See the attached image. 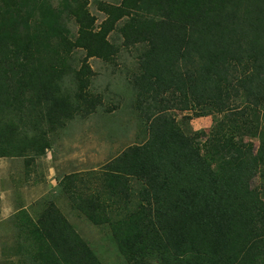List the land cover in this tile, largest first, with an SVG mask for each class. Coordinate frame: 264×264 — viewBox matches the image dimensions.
I'll list each match as a JSON object with an SVG mask.
<instances>
[{
    "label": "trees",
    "instance_id": "16d2710c",
    "mask_svg": "<svg viewBox=\"0 0 264 264\" xmlns=\"http://www.w3.org/2000/svg\"><path fill=\"white\" fill-rule=\"evenodd\" d=\"M86 5L0 0V157L34 163L47 130L95 109L83 89L94 72L70 53L112 60L107 34L124 20V43L148 44L131 76L146 136L96 187L62 175L71 209L106 225L127 264H264V0H121L102 4L98 30ZM71 73L78 102L60 83ZM191 115L213 123L193 130ZM38 206L15 213L16 263L104 264L54 200Z\"/></svg>",
    "mask_w": 264,
    "mask_h": 264
},
{
    "label": "rangeland",
    "instance_id": "374dc122",
    "mask_svg": "<svg viewBox=\"0 0 264 264\" xmlns=\"http://www.w3.org/2000/svg\"><path fill=\"white\" fill-rule=\"evenodd\" d=\"M121 0H87L86 7L95 18L96 30L106 18L101 10L102 4H119ZM116 27L107 34L108 40L115 45L116 53L112 60L93 56L85 58L82 48L71 51V66L79 69L85 60L93 70L85 85V96L97 97L95 109L83 114L84 106L66 121L63 127L43 129L50 141L46 154L37 157L34 163H24L22 157H0V264H26L17 262L14 245L18 242L14 216L17 210L25 208L33 214L42 202L54 200L68 219L75 225L77 232L89 242L104 264H127L110 236L106 225H94L83 214L71 209V203L62 191L59 181L64 174L75 173L86 185L96 187L102 165L130 144L141 142L145 136L139 110L135 106V91L131 76L137 71L138 59L148 46L146 41L126 45ZM71 34H77V24L73 19L67 21ZM62 90L74 102H78V85L72 73L60 80ZM76 96V99H75ZM91 98V99H94ZM191 114L190 111H184ZM183 114V113H182ZM180 118V114L177 115ZM213 123L211 115L193 116L189 125L193 130H208ZM246 139H248L246 137ZM257 145L256 138H250ZM32 170L33 176H26ZM89 174H95L94 182ZM257 179L254 180V184ZM79 189H87L79 184ZM90 188V187H88ZM40 209V207L38 208ZM34 215V214H33ZM20 256V255H19ZM15 261V262H14ZM27 264H31L27 262Z\"/></svg>",
    "mask_w": 264,
    "mask_h": 264
},
{
    "label": "crops",
    "instance_id": "0c3cea01",
    "mask_svg": "<svg viewBox=\"0 0 264 264\" xmlns=\"http://www.w3.org/2000/svg\"><path fill=\"white\" fill-rule=\"evenodd\" d=\"M26 173H27L26 176H28V175H29V176H33V172H32V170H31L29 173H28V171H26ZM22 208H23V207H22ZM20 209H21V208H20ZM17 211H18V210H17ZM17 211H16V212H17ZM16 212H15V213H16Z\"/></svg>",
    "mask_w": 264,
    "mask_h": 264
},
{
    "label": "clouds",
    "instance_id": "9594fccd",
    "mask_svg": "<svg viewBox=\"0 0 264 264\" xmlns=\"http://www.w3.org/2000/svg\"><path fill=\"white\" fill-rule=\"evenodd\" d=\"M63 212V211H62ZM64 213V212H63Z\"/></svg>",
    "mask_w": 264,
    "mask_h": 264
}]
</instances>
